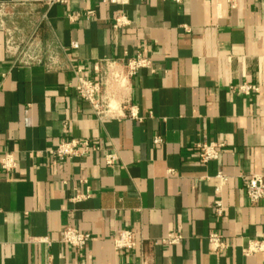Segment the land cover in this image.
<instances>
[{
    "label": "crops",
    "instance_id": "1",
    "mask_svg": "<svg viewBox=\"0 0 264 264\" xmlns=\"http://www.w3.org/2000/svg\"><path fill=\"white\" fill-rule=\"evenodd\" d=\"M48 1L0 0L6 26L39 55L18 65L0 31V157L16 164L0 168V264H264V248L244 255L264 242V200L250 203L243 189L264 176V0ZM118 14L130 25L116 32ZM124 53L152 64L132 80L139 119L100 122L72 88L74 68L89 78L93 62ZM242 85L257 92L237 93ZM68 139L100 149L44 154ZM211 142L223 144L218 159L200 163L196 144ZM107 153L117 156L111 166ZM219 172L227 181L216 195ZM67 227L90 234L84 250L59 243ZM121 230L133 233L131 250L114 249ZM213 231L223 252L209 249ZM169 234L179 243H158Z\"/></svg>",
    "mask_w": 264,
    "mask_h": 264
},
{
    "label": "built area",
    "instance_id": "2",
    "mask_svg": "<svg viewBox=\"0 0 264 264\" xmlns=\"http://www.w3.org/2000/svg\"><path fill=\"white\" fill-rule=\"evenodd\" d=\"M67 0H49V3H64ZM103 3H116V0H101ZM148 1V0H141ZM176 4H180L183 0H171ZM8 6L0 4V31L5 34L4 50L8 57L21 66H29L39 62V55L36 53L32 40H22L17 36L19 30L15 27L9 28L4 22V18L11 17L6 11ZM88 12L86 15H90ZM79 17L78 14H70L68 19L74 21ZM130 25L129 19L122 14L114 17L111 25L112 30L119 32L126 29ZM71 49H77L78 44L71 43ZM141 69H152L151 60L140 53H133L127 56L125 53L121 58H103L96 60L91 65V77L87 78L82 75L80 68H74L75 84L72 86L75 94L82 101L86 102L98 121L104 120H120L130 118L138 120L137 108L131 104L130 91L132 80L136 73ZM152 71V70H151ZM237 93L249 95L251 92H257V89L250 85H242L235 89ZM158 143L159 139L156 138ZM198 151V160L200 163L217 160L223 144L219 142L196 144ZM99 147L90 143L88 140L68 139L60 141L55 147L45 150L50 158L58 160L80 159L92 152L99 151ZM117 160L114 153L104 155V163L106 166L113 165ZM16 167L15 161L11 154H4L0 157V168L4 172H10ZM216 178L220 185L215 189L216 195L219 194L221 186L227 181L222 173H218ZM243 189L247 200L252 203H258L264 200V176L255 174L243 181ZM87 198V196H78L73 201ZM224 205L220 198H216L212 204V213L217 220L224 216ZM90 234L81 232L75 228L67 227L59 234V243L68 248L82 251L87 247L90 241ZM181 236L169 234L166 238L158 243L162 245H176L179 243ZM38 241H45L38 239ZM133 233L128 230L117 231L112 237V245L114 249L131 250L134 246ZM207 243L212 253H220L226 250L227 245L223 240L220 232L213 231L207 236ZM264 242H249L244 250V255L259 252L263 250ZM145 264V262H142Z\"/></svg>",
    "mask_w": 264,
    "mask_h": 264
}]
</instances>
